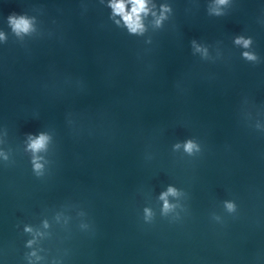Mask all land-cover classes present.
Here are the masks:
<instances>
[{
  "label": "water",
  "instance_id": "95a60500",
  "mask_svg": "<svg viewBox=\"0 0 264 264\" xmlns=\"http://www.w3.org/2000/svg\"><path fill=\"white\" fill-rule=\"evenodd\" d=\"M108 4L0 0V264H264V0Z\"/></svg>",
  "mask_w": 264,
  "mask_h": 264
},
{
  "label": "clouds",
  "instance_id": "9594fccd",
  "mask_svg": "<svg viewBox=\"0 0 264 264\" xmlns=\"http://www.w3.org/2000/svg\"><path fill=\"white\" fill-rule=\"evenodd\" d=\"M227 2L228 0H216V4L218 6L226 5ZM107 6L111 9L113 16L121 17L125 27L131 34H143L145 31L144 18L150 13L156 17L155 24L160 26L162 22L167 19L166 13L171 10L168 5L162 4L160 6L159 16H157L155 12L151 11L149 7V0H109V4ZM212 11L215 15L222 14L219 10V7L214 8ZM7 19L13 31L17 35L21 33H28L32 30V23L28 18H26L25 15H17L12 13L7 17ZM252 42L253 41L251 37L245 39L243 36H240L235 39V43L242 45L245 49H247L252 44ZM242 55L244 58L250 61H255L257 59V56L254 53L248 51H244ZM47 139L48 137L46 135L40 134L35 139H31L28 147L33 153H38L45 146ZM184 147L185 151L191 153L196 146L192 141H188L185 143ZM5 159H7V157H5ZM32 163L33 169L39 173L42 165L38 162V158L34 156ZM169 192L173 193L174 190L169 188ZM226 207L229 211L234 210V205L230 202L226 203ZM165 208H168L167 203H165ZM26 231H30V229H26ZM30 243L31 242H29V244Z\"/></svg>",
  "mask_w": 264,
  "mask_h": 264
}]
</instances>
